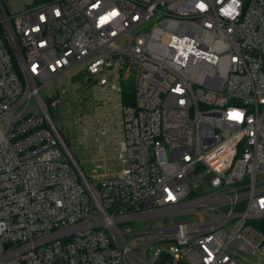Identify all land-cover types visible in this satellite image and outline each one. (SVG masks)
Masks as SVG:
<instances>
[{
  "label": "built area",
  "instance_id": "built-area-1",
  "mask_svg": "<svg viewBox=\"0 0 264 264\" xmlns=\"http://www.w3.org/2000/svg\"><path fill=\"white\" fill-rule=\"evenodd\" d=\"M0 23V264H264V0H0ZM73 84L119 121L118 171L80 175L49 112Z\"/></svg>",
  "mask_w": 264,
  "mask_h": 264
},
{
  "label": "rangeland",
  "instance_id": "rangeland-1",
  "mask_svg": "<svg viewBox=\"0 0 264 264\" xmlns=\"http://www.w3.org/2000/svg\"><path fill=\"white\" fill-rule=\"evenodd\" d=\"M34 0H2L8 12L18 11L31 4ZM73 71V70H71ZM67 86V85H66ZM68 87V93L59 95L63 102L56 106H50L54 115L55 123L60 128L63 137L67 140L70 149L75 158L79 162L83 171L90 176L97 164H102L108 171H118L121 163L118 160V124L114 118V112L109 107L104 108L103 105H96V101H92L93 95L97 96L91 88L82 89L76 84ZM48 96L53 97L54 92L48 91ZM93 111L97 112V118L100 127L107 122V132L104 135L98 133L96 128L98 125H89V134L84 130V117H89ZM107 115V118H105ZM77 116V117H76ZM83 119V120H82ZM104 172L103 168H99L98 174ZM199 191L203 190V186L197 187ZM199 216L189 215L184 218H156L123 225L127 228L128 233H137L149 228H158L167 226L177 221H193ZM126 240L131 236L125 234ZM136 243H132L135 245ZM154 244L149 251V257L152 258L154 250L158 247ZM252 258V255L248 256Z\"/></svg>",
  "mask_w": 264,
  "mask_h": 264
},
{
  "label": "trees",
  "instance_id": "trees-1",
  "mask_svg": "<svg viewBox=\"0 0 264 264\" xmlns=\"http://www.w3.org/2000/svg\"><path fill=\"white\" fill-rule=\"evenodd\" d=\"M4 37V28L2 24L0 23V37ZM83 75H78L79 78H81ZM90 83V81H89ZM123 103L126 105H133L135 103V94H134V86L132 82L124 84V90H123ZM49 112L51 114V109L49 108ZM260 228L264 231V221L263 225L260 226Z\"/></svg>",
  "mask_w": 264,
  "mask_h": 264
},
{
  "label": "water",
  "instance_id": "water-1",
  "mask_svg": "<svg viewBox=\"0 0 264 264\" xmlns=\"http://www.w3.org/2000/svg\"><path fill=\"white\" fill-rule=\"evenodd\" d=\"M73 159H74L75 162L77 163L76 158H75L74 156H73ZM77 169H78L80 175L83 176V177H85V173H84L83 169L81 168V166H79L78 163H77ZM85 179H86V178H85Z\"/></svg>",
  "mask_w": 264,
  "mask_h": 264
},
{
  "label": "crops",
  "instance_id": "crops-1",
  "mask_svg": "<svg viewBox=\"0 0 264 264\" xmlns=\"http://www.w3.org/2000/svg\"><path fill=\"white\" fill-rule=\"evenodd\" d=\"M116 122L118 124V130H117V132H118V142H119V139H120V130H119V121L117 120V118H116Z\"/></svg>",
  "mask_w": 264,
  "mask_h": 264
}]
</instances>
